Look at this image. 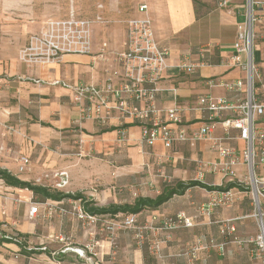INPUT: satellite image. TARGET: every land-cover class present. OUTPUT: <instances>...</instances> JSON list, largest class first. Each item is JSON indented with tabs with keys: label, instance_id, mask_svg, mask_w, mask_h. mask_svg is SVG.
<instances>
[{
	"label": "crops",
	"instance_id": "0c3cea01",
	"mask_svg": "<svg viewBox=\"0 0 264 264\" xmlns=\"http://www.w3.org/2000/svg\"><path fill=\"white\" fill-rule=\"evenodd\" d=\"M104 1L105 4L101 10H97L95 6L91 5L90 0H70L69 2L68 10L73 13L76 11V6L77 9L81 7L82 11H89V14L83 17L85 20H94L96 16H101L104 20H109L108 22H116L105 26H93L92 55L99 52L102 44L106 45L108 51L121 50L124 43V22L140 16L137 11L138 7L146 5L147 16L151 20L158 43L170 50L167 61L169 68L158 83L160 92L157 93L155 103L158 108L179 106L183 110L182 121L188 132L194 130L200 123L201 113L196 110V100L199 96L224 97L234 102L232 93L221 87H210L207 82L216 79L232 82L244 78L242 71L226 69L219 65L221 60L230 57L233 53L232 45L236 35V24L239 22L238 18L226 10L216 9L213 0ZM62 4L63 8L60 0H0V122L8 121L11 122V125L16 123L15 126L27 129L31 134H40L42 140L44 139L43 134L57 137L62 132L71 131L75 126L78 127L83 140L90 141L83 146L87 152L94 150L110 157L125 158L126 161L123 164L122 160V164L130 174L146 169L145 173L155 176L150 180L156 194L137 198L155 199L164 187L173 189L177 183L187 184L191 181H198L196 175L199 163L217 159L216 151L212 150L208 143L198 142L194 147H190L187 143H179L171 149L163 148L159 142L151 147L146 146L140 144V130L138 125L133 123L126 127L128 133L126 145L119 146L117 143L119 124L114 111L111 120L105 126H98L89 120L79 122L80 114L72 101V93L61 87L45 83L49 80L61 79L70 84H93L102 88L106 71L114 65L112 61L104 64L94 56L64 55L58 64L46 68L29 67L20 62L18 59L19 50L27 44L29 36L37 32L47 19H60L66 15L65 4ZM117 21L123 23L119 24ZM257 37L254 57L260 70L264 73V24L261 29L257 30ZM202 49L205 52L204 60L211 63V67L201 68L193 74L181 73L174 68L184 58L197 61L198 53ZM32 80H42L43 83L35 84ZM226 114L228 117L233 116L231 112ZM215 134L217 136L222 134L220 126H217ZM237 135L236 130L230 131L231 137L236 138ZM225 145L241 148L242 142L232 140L225 142ZM22 155L27 156L30 160L29 154L22 153ZM0 170L7 171L21 181L29 182L18 176L17 165L10 160L0 158ZM68 171L66 173L69 176ZM223 181L227 183L220 176L205 173L203 180L198 182L213 187L215 190L208 191L198 186L189 187L183 194L173 195L161 206L144 208L137 214L95 215L101 220L95 225L86 226L84 222L67 218L68 222L62 227L64 218H60L61 216L55 212L54 214L50 213L52 221L48 234L57 237L60 232H65L72 238L69 243L70 247L82 249L89 261L79 258L70 251H64L61 249L63 247L53 248L49 251L34 250L33 254L27 255L21 252V245L3 243L0 245V264H91L90 261L95 264H144L143 254L139 248L130 249V251L123 248L122 230L114 231V241L118 251H113L110 248L108 226L121 222L129 215H134L137 227L149 224L156 228L162 219L178 213H183L190 218L198 216L195 214H198L199 206L203 204L200 202L202 197H205V205H207L224 193H230L232 196L245 193L243 192L245 190L235 185L228 188L229 183L222 188ZM76 194L83 195L93 203L96 201L90 194H88V198L85 196L87 194L84 195L81 192ZM32 198L34 197L30 191L9 187L0 180V224L2 229L5 231L14 230L23 236L21 237L23 239H27L43 229L38 224V219L44 212L39 204L35 203L39 207L37 212L40 216L38 214L36 217L28 218L29 210L26 202ZM46 201H49L48 205L51 206L64 201H75L81 206L78 200L73 199ZM134 202L110 205H133ZM94 206H96L95 203ZM215 207H212L210 215L207 217L210 221L215 219ZM20 212L23 215L22 218H20ZM17 215L19 216L18 222L15 220ZM106 216L108 217L106 218ZM207 218H203L204 224L210 222ZM190 229L173 231L170 233L168 241H164L166 236L161 231L154 228L145 231L144 240L147 245L151 246L154 242H160L163 262H156L157 264L185 263L184 260L180 262V259L175 258L177 254L171 251V246L175 245L174 237L176 235L184 234L185 236V234L194 232ZM198 231L207 233L210 232V227H201ZM45 233H47L46 230ZM205 236L209 242L213 240L210 236ZM86 246H91L92 252L84 249ZM179 246L177 245V248ZM25 250L31 252L26 246ZM124 252L127 253L124 254ZM33 255H36L37 258L31 262ZM152 264H155V261H152Z\"/></svg>",
	"mask_w": 264,
	"mask_h": 264
},
{
	"label": "built area",
	"instance_id": "2783aa9c",
	"mask_svg": "<svg viewBox=\"0 0 264 264\" xmlns=\"http://www.w3.org/2000/svg\"><path fill=\"white\" fill-rule=\"evenodd\" d=\"M216 9L226 10L238 18L236 35L233 42V53L220 61L219 65L226 69H238L244 73L243 79L232 82L209 80L210 87H221L233 94L234 102L224 97L211 95L199 96L196 100V110L201 113L198 126L188 132L183 124V110L175 105L171 108H158L156 96L160 92L158 83L169 68L170 50L162 47L154 34L152 23L147 16L146 5L137 9L140 16L124 22V43L119 51H108L105 44L99 52L92 55V28L95 24L108 22L101 16L94 20L76 18L70 11L68 16L60 19H47L42 27L28 38L27 44L19 50L18 59L29 67L46 68L58 64L64 55L94 56L101 63L113 62V67L106 71L102 88L93 84H70L61 79L49 80L45 83L61 87L72 93V101L79 110L82 120L95 122L105 126L115 112L118 121L117 141L128 140L127 126L136 123L140 130V144L154 146L160 143L163 148L171 149L176 144L187 143L194 147L198 142H206L216 151L217 159L207 163H199L196 179L203 180L205 173L220 176L229 184H234L243 190L250 189L251 201L254 206L253 216L260 225L258 247L264 252V73L260 70L254 57V46L257 40V30L264 24V0H213ZM204 49L198 53L197 61L184 58L174 68L181 73L193 74L197 70L211 67L204 60ZM33 83H43L42 80H32ZM241 96V97H240ZM233 116L228 117L226 113ZM226 114V115H225ZM220 126L222 134L215 131ZM236 130V138L230 136V131ZM237 140L242 142L241 148L226 146L225 142ZM81 142H83L81 140ZM18 173L29 170L30 161L25 155L16 159ZM240 170V173L238 174ZM55 188L64 189L68 184L66 172L55 176ZM232 195L224 193L211 203L202 206V214L209 216L213 206L225 203ZM63 213L64 211L60 209ZM37 207H31L29 217H34ZM77 218L87 226L100 222V218L78 209ZM193 218L183 213L166 217L155 228L149 224L137 227L136 217L129 215L121 222L108 226L112 234L116 229L131 230L137 240H143L146 230L161 231L169 235L179 229L194 226ZM231 221H228L229 223ZM226 232L232 234L234 226L227 224ZM223 233L224 230H221ZM19 245L21 237H13ZM236 242L241 244L244 240ZM199 239L188 250L192 259L200 250L215 249L223 254L224 244L207 246ZM84 249L92 252L91 246ZM150 249L158 254L160 242L151 244ZM79 258L89 261L84 251L78 248H68ZM91 263V261H90ZM95 264V263H91ZM262 264H264V259Z\"/></svg>",
	"mask_w": 264,
	"mask_h": 264
},
{
	"label": "rangeland",
	"instance_id": "374dc122",
	"mask_svg": "<svg viewBox=\"0 0 264 264\" xmlns=\"http://www.w3.org/2000/svg\"><path fill=\"white\" fill-rule=\"evenodd\" d=\"M69 2L70 0H60L62 8V3H64V7H66V15L63 18L67 17L70 12L68 10ZM90 4L95 6L97 10H101L105 1L90 0ZM80 8L81 7L77 9L76 6V11H74L78 19H82L85 15L89 14V11H82ZM112 23L116 22L110 21L107 25ZM117 23L122 24L123 22L120 23L117 21ZM95 26L105 25L95 24ZM15 124L16 123H12L11 125V122L9 123L8 121L4 123L0 122V158L10 160L16 165L17 157L22 156V153L29 154V170L25 173H17L21 179H25L34 185L44 186L52 192H62L64 194H76L81 192L84 195L87 194L85 195L86 197L90 194L94 200H96L94 201L96 206L131 204L137 197L153 196L156 194L152 185L153 183L150 180L152 177L155 178L153 174L149 175L145 173L144 170L146 169L140 170L138 173L130 174L125 165H123L126 161L125 158L119 159L110 157L109 155H104V153L100 151L94 150L87 152L84 150L83 146L84 144L87 145L90 141L85 142L83 140L79 128L76 126L71 129V131L68 130L58 134L57 137L43 134L42 137L44 139L42 140L40 134H31L29 130H24L19 126H15ZM81 140L83 142H81ZM117 143L119 146L126 145L124 142L117 141ZM60 171H68L70 177L68 176L67 186L64 189L58 190L55 188L54 182L56 180L55 176L58 175ZM226 185H228V183L223 181L221 187L223 188V186ZM243 192L245 193L242 195L235 194L229 201L217 205L214 209L215 219H211V221L207 218L208 216L202 214L201 207L205 206L206 199L205 197L200 198V202L203 204L199 206L198 214H195L198 216L193 218L194 226L191 227V229L188 228L194 232L185 234V236L184 234H182L183 236L178 234V236L176 235L174 237L176 242H174V246H171V251L177 254L175 258L180 259V262L184 260L186 264H262L264 252L258 247V235L261 229L258 221L253 216L254 206L251 201V190L248 189ZM239 197L240 199H238ZM26 203L29 211L31 207H37L35 203L39 204L44 211L42 213L43 215L40 216L37 212L34 216L36 217L39 214L40 219H38V224L43 227V229H41V231L39 230L40 232L37 231V234L27 239L22 238V243L28 250L49 251L53 248L63 247L61 249L65 251L68 248H73L70 247L69 244L72 238L65 232H60L57 237L56 235L48 234V229L52 221V215L49 214H54L55 212L61 216L60 218H64L65 221L62 222V227H64L68 222L67 218L79 220L77 218L78 209L82 208L79 206L78 202L64 201L58 205L51 206L48 205L49 201H42L40 197H34ZM38 208L39 207H37V210ZM60 209L64 212L62 213ZM18 217V215L15 217L17 222L19 219ZM22 217L23 215L20 212V218ZM107 217L108 216H106V218ZM204 217L210 222L204 224ZM228 221L231 222L227 223ZM97 223L100 222H96L95 224ZM227 224L234 226L235 230L232 234L225 231ZM205 226L210 227V232L205 233L198 231L199 228ZM45 230L47 233H45ZM119 230H122L123 248L129 251L130 249L139 248L143 254L144 264H152V261H155V264L163 262L161 251L155 254V252L150 249V245L146 244L144 240L145 232L143 233V240L141 241L135 238L131 230ZM180 230L182 229L176 231ZM221 230H224V232L222 233ZM6 232L12 236L17 234L14 230H7ZM205 235L210 236L213 240L209 242ZM109 238L110 248L113 251H118L117 244L114 241V232L112 234L110 233ZM199 239L206 242V244H208L207 246L224 244L223 254L217 252L215 249L200 250L195 254V258L192 259L187 254L188 250ZM236 239L237 241L244 240V243L239 244L236 242ZM177 245L180 246L177 248ZM126 253L127 252H124V254ZM31 258V262H34V259L37 257L33 255Z\"/></svg>",
	"mask_w": 264,
	"mask_h": 264
},
{
	"label": "trees",
	"instance_id": "16d2710c",
	"mask_svg": "<svg viewBox=\"0 0 264 264\" xmlns=\"http://www.w3.org/2000/svg\"><path fill=\"white\" fill-rule=\"evenodd\" d=\"M0 180L4 182L5 185L13 188L18 189H26L33 194V197H40L42 201L46 200H53V201H61L62 199H73L78 200L81 204V208L84 212L90 215H100V214H116L122 213L123 215L128 214H137L141 212L144 208H157L161 206L163 203L167 202L173 195H181L183 192L188 189L189 187L198 186L204 188L208 191L215 190L213 187L207 186L198 181H191L187 184L177 183L175 188L173 189H166L164 187L163 191L155 198H137L133 205H123V206H116V205H109L108 207H96L92 200H87L83 195L76 194H64L61 192H52L48 188L43 186L34 185L30 182H25L19 180L14 175L8 173L7 171L0 170ZM234 184H229L228 188L233 187ZM13 237H23L20 234H16L12 236L7 234V232L2 229L0 224V245L3 243H15L13 241ZM16 244V243H15ZM21 245V252L24 254H33L34 250L31 252H26L25 245Z\"/></svg>",
	"mask_w": 264,
	"mask_h": 264
}]
</instances>
